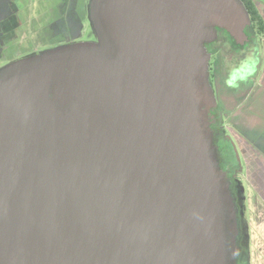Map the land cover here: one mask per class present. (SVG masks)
<instances>
[{
	"label": "water",
	"instance_id": "1",
	"mask_svg": "<svg viewBox=\"0 0 264 264\" xmlns=\"http://www.w3.org/2000/svg\"><path fill=\"white\" fill-rule=\"evenodd\" d=\"M97 43L0 71V264H232L203 44L236 0H91Z\"/></svg>",
	"mask_w": 264,
	"mask_h": 264
},
{
	"label": "flooded vegetation",
	"instance_id": "2",
	"mask_svg": "<svg viewBox=\"0 0 264 264\" xmlns=\"http://www.w3.org/2000/svg\"><path fill=\"white\" fill-rule=\"evenodd\" d=\"M236 1L246 11L248 24L243 37L214 27V38L203 44L212 101L203 103L201 111L222 181L228 183L238 212V246L243 226L239 205L245 201L239 173L250 156L264 169V30L250 14L254 9L264 23V0ZM90 2L0 0V71L23 59L87 44L79 42L92 28ZM242 147L246 154L241 153ZM238 260L237 255L235 264Z\"/></svg>",
	"mask_w": 264,
	"mask_h": 264
},
{
	"label": "crops",
	"instance_id": "3",
	"mask_svg": "<svg viewBox=\"0 0 264 264\" xmlns=\"http://www.w3.org/2000/svg\"><path fill=\"white\" fill-rule=\"evenodd\" d=\"M248 164L244 169L245 177L249 178V183L253 187V196L251 199H248L249 194L245 193V212H246V222L248 227V252H249V264H255L261 262L264 264V169L259 168L258 163L253 159L252 156L246 161ZM264 167V165H263ZM249 172V177H248ZM248 185V184H247ZM250 202L251 205L257 207L260 205V217L259 222L256 221L259 225L253 226V220H251L250 215ZM259 204L257 205V203ZM257 205V206H256ZM253 227L259 231L261 235V240L256 241L254 236ZM259 245V246H258ZM259 248L260 252L257 253L255 249Z\"/></svg>",
	"mask_w": 264,
	"mask_h": 264
},
{
	"label": "rangeland",
	"instance_id": "4",
	"mask_svg": "<svg viewBox=\"0 0 264 264\" xmlns=\"http://www.w3.org/2000/svg\"><path fill=\"white\" fill-rule=\"evenodd\" d=\"M95 37H96V34H95L93 28H91L90 31L88 32L87 36L86 37H83V41L82 42H79V43H92V44H95ZM55 51L56 50L51 51V52H55ZM51 52H49V53H51ZM241 150H242L241 151L242 154H246V151H244L243 147H242ZM239 177L242 180L241 183L243 185V188H244V191H245L246 195L249 194L248 199H251V197L253 196V191L254 190H253V187L249 183V178L247 180V178L245 177V172L244 171L241 174L239 173ZM248 177H249V172H248ZM258 204H259V202L257 203V205ZM243 210H244V215L246 217V212H245L244 205H243ZM251 210H252V214L250 215V217H251V220H253V226L254 225H258V223L256 221L259 222L260 205H258L257 207H255V206L251 205V202H250V212H251ZM255 219H256V221H254ZM258 227H259V225H258ZM253 231H254L255 240L256 241H260L261 240V235H260L259 231L256 230L255 227H253ZM255 251L257 253L260 252L259 248L255 249ZM238 263L239 264H242L243 263L241 258L238 260ZM255 264H259V263L257 262ZM261 264H263V263L261 262Z\"/></svg>",
	"mask_w": 264,
	"mask_h": 264
},
{
	"label": "trees",
	"instance_id": "5",
	"mask_svg": "<svg viewBox=\"0 0 264 264\" xmlns=\"http://www.w3.org/2000/svg\"><path fill=\"white\" fill-rule=\"evenodd\" d=\"M250 14L252 16V22L255 23L257 26L264 30V23L261 21L260 17L258 16L257 12L254 9H251ZM243 205L245 208L244 201L239 205L240 214L242 217L239 216L240 221L242 222V228L240 229V236H239V253L238 259H242V264H249V252H248V227L246 222V217L244 215Z\"/></svg>",
	"mask_w": 264,
	"mask_h": 264
}]
</instances>
